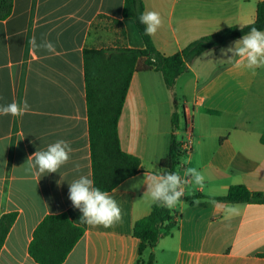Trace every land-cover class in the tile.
I'll list each match as a JSON object with an SVG mask.
<instances>
[{
	"label": "crops",
	"instance_id": "crops-1",
	"mask_svg": "<svg viewBox=\"0 0 264 264\" xmlns=\"http://www.w3.org/2000/svg\"><path fill=\"white\" fill-rule=\"evenodd\" d=\"M143 1L145 12L156 11L162 18L152 36L157 49L173 55L205 36L254 22L264 0ZM124 3L14 0L11 16L0 21V105L15 101L29 106L21 117L0 116V218L18 214L0 250V264H38L29 254L34 231L46 216L61 213L85 229L63 264H135L140 240L134 225L151 213L153 202L143 196L146 185H131L145 174L170 172L160 161L173 135L183 154L184 143H192L185 162L180 158L182 168L195 167L205 176L197 193L189 195L185 184L184 197L200 193L205 198L199 204L181 201L174 208L178 223L172 234L147 249L142 261L153 254L154 264H264V204H232L239 214L226 219L213 203L228 204L214 198L236 184L264 192V108L256 93L264 87V68H238L227 60L231 53L221 55V48L238 39L196 58L172 89L160 72L134 74L119 138L123 151L141 159L142 171L109 193L122 209V222L110 228L89 226L68 199V183L79 175L92 179L84 49L145 48L135 21L123 17ZM33 38L37 44L51 41L55 51L33 49ZM175 95L203 108L183 104L180 112ZM175 112L185 123L181 138L180 123L176 131L172 126ZM61 139L73 151L58 173L40 176L28 170L29 156Z\"/></svg>",
	"mask_w": 264,
	"mask_h": 264
},
{
	"label": "trees",
	"instance_id": "trees-1",
	"mask_svg": "<svg viewBox=\"0 0 264 264\" xmlns=\"http://www.w3.org/2000/svg\"><path fill=\"white\" fill-rule=\"evenodd\" d=\"M13 7L14 0H0V21L11 16ZM144 12L143 0H125L123 17L135 21L145 43L144 49L85 48L83 51L92 179L96 187L109 193L142 171L141 159L123 151L119 138V120L134 74L160 72L167 88L172 89L177 79L187 73L190 64L203 53L243 37L252 27L264 31L262 1L257 5L254 22L243 27H228L193 42L182 51L165 55L157 49L152 36L144 35V26L137 19ZM179 123V115L175 112L172 115L174 131L179 129ZM260 142L264 145V134ZM182 155L181 144L173 135L169 152L160 165L170 172H177ZM203 198L205 196L198 193L183 196L181 201L192 203ZM214 199L228 204H264V192L251 191L243 184H236L230 186L225 196ZM17 215L11 212L0 218V250ZM176 219L174 208L152 204L151 213L134 225V236L140 240V258L135 264H154L153 254L146 262L142 261V255L147 249H154L162 238L172 234L178 223ZM84 233L85 229L76 225L68 214L48 215L34 231L29 254L38 264H63Z\"/></svg>",
	"mask_w": 264,
	"mask_h": 264
},
{
	"label": "clouds",
	"instance_id": "clouds-1",
	"mask_svg": "<svg viewBox=\"0 0 264 264\" xmlns=\"http://www.w3.org/2000/svg\"><path fill=\"white\" fill-rule=\"evenodd\" d=\"M137 19L144 26V35L149 37L154 36L162 26V18L156 11H146ZM31 44L33 49H41L49 53L55 51V45L47 39L37 44L33 38ZM220 52L226 57L231 53V57L227 60L232 61L238 68L245 67L252 70L264 68V31L252 27L242 38L226 48H221ZM28 107L27 102L21 105L15 101L0 105V116L21 117L28 111ZM72 151L69 142L57 140L49 144L46 149L37 150L27 158L28 170H35L40 176L58 173L60 168L70 161ZM75 171H80L79 165H76ZM184 176L189 177L190 180L182 178L177 172L145 174L142 181L132 184L131 187L139 188L141 184L146 185L147 190L143 196H147L155 204L171 209L175 208L185 195V184L193 183L200 189L204 188L205 176L197 168L185 169ZM60 181L57 182L58 185L61 184ZM68 185V199L81 213L80 219L83 223L92 227L110 228L122 222V209L118 202L108 191L96 187L93 179L88 175H79ZM199 203L200 200H194V204ZM213 203L224 213L226 219L239 214L236 205L221 204L216 201Z\"/></svg>",
	"mask_w": 264,
	"mask_h": 264
},
{
	"label": "rangeland",
	"instance_id": "rangeland-1",
	"mask_svg": "<svg viewBox=\"0 0 264 264\" xmlns=\"http://www.w3.org/2000/svg\"><path fill=\"white\" fill-rule=\"evenodd\" d=\"M166 92V91H165ZM168 92V91H167ZM253 92H255V90L253 89V91H252V93ZM256 93H258V95H259V97L261 98V99H263L262 100V108H264V87H262V88H259L257 91H256ZM254 95H252L251 97H253ZM258 97V98H259ZM257 98V99H258ZM172 99H177L178 100V108H179V110H180V112H182V108H183V104H185V106H187V107H189V108H203V107H199V105L197 106V105H193V103H192V100H191V98H188V99H186V98H184V97H182V96H178L177 97V95H175V96H173L172 97ZM188 100H189V102H188ZM188 103H187V102ZM199 111H200V109H198ZM185 127V123H184V119H183V116H182V118H181V122H180V135H179V138H181V135L184 133V128ZM187 156H188V153H186L185 151H184V154L181 156V162H185V159L187 158ZM184 172H185V170L182 168V166L180 165L178 168H177V173L179 174V175H184ZM196 188H198V186H196V185H194L193 183H191V184H187V193L189 194V195H191V194H193V193H197V191L195 190ZM178 206V205H177Z\"/></svg>",
	"mask_w": 264,
	"mask_h": 264
},
{
	"label": "built area",
	"instance_id": "built-area-1",
	"mask_svg": "<svg viewBox=\"0 0 264 264\" xmlns=\"http://www.w3.org/2000/svg\"><path fill=\"white\" fill-rule=\"evenodd\" d=\"M183 149L186 153H190L192 151V143L189 142H185L183 145Z\"/></svg>",
	"mask_w": 264,
	"mask_h": 264
}]
</instances>
